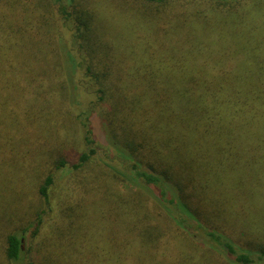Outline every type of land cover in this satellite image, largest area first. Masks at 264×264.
Here are the masks:
<instances>
[{
    "label": "trees",
    "instance_id": "16d2710c",
    "mask_svg": "<svg viewBox=\"0 0 264 264\" xmlns=\"http://www.w3.org/2000/svg\"><path fill=\"white\" fill-rule=\"evenodd\" d=\"M242 2L0 0V237L9 220L23 231L0 264L43 233L57 173L92 165L108 186L83 200L72 185L26 264L264 261L221 230L237 143L264 136V23L232 21ZM107 9L133 18L128 42ZM108 213L115 241L99 234Z\"/></svg>",
    "mask_w": 264,
    "mask_h": 264
},
{
    "label": "rangeland",
    "instance_id": "374dc122",
    "mask_svg": "<svg viewBox=\"0 0 264 264\" xmlns=\"http://www.w3.org/2000/svg\"><path fill=\"white\" fill-rule=\"evenodd\" d=\"M68 1V0H67ZM243 6L238 8L237 12L232 16V21L240 22L241 19L245 18L249 21V26L262 25L264 23V0H242ZM217 7V6H216ZM237 7V6H236ZM218 8V7H217ZM231 7L225 8V10ZM222 9V8H218ZM105 19L109 21V24H113L116 28L115 37L124 39L128 42V39L132 35V20L126 12L123 13L120 10H104ZM137 21V17H135ZM153 22L154 19H152ZM147 28H154L152 23L146 24ZM123 32H120V29ZM151 30V29H149ZM260 31H264V26L261 27ZM205 36V35H204ZM147 37V35H146ZM207 44H215L218 39H208L206 37ZM94 127L96 135L103 137V132L99 131V121H94ZM258 138L256 141L248 142L246 138L237 143L236 154L237 156L232 157L231 164L239 165L237 170L230 175V181L227 186L222 187L219 193L222 197L227 200L224 208L226 209V215L228 218L225 223L223 222L221 230L229 237L238 239L237 243L241 245L242 249L256 253L254 256L259 258L264 252V136L260 137L258 134H254ZM66 142V141H64ZM64 144V143H63ZM78 147V146H77ZM63 151L68 155L73 156L71 163H77V156L80 152H77L76 148L69 145L67 142L63 145ZM79 149V148H78ZM235 150V149H234ZM79 180V182L76 181ZM84 182V191L82 199L91 197L95 190L108 186L109 177L103 175L100 177V171L96 165H92L91 168L84 170L83 172H74L71 166H67L56 175V182L53 189L50 192V207L52 212L47 215L45 220L44 231L39 235L38 238L31 240L30 236L24 241L23 244V255L21 261L17 264H26V260L30 261V257L37 255V253L29 254L31 250L38 251L39 246L42 243L44 232L48 228V234H51L52 225H49L51 218L59 213V211L67 207L68 199L72 195V185L81 186L80 181ZM81 182V183H82ZM97 184L101 187L96 189ZM83 186V185H82ZM5 187H0V203L4 201ZM79 198H81V193ZM77 198V197H76ZM215 201V200H214ZM211 205L215 204L210 201ZM40 204V203H39ZM218 204V203H217ZM41 205L40 208H42ZM207 212V208L205 210ZM99 216V215H97ZM1 218V211H0ZM51 219V220H49ZM49 220V221H48ZM222 220V219H221ZM53 221V220H52ZM120 219L118 216L113 217L111 214H107V217L101 219L99 216L98 226L100 228L99 234L103 237L109 238L110 240H116L118 235V226ZM22 225L9 220L2 226V236L0 237V257L3 256L5 249V241L8 235L14 233L23 237V231H21ZM125 228V227H124ZM260 252V254H258ZM199 256L197 261L200 264H223V259L215 255H205L202 252H198ZM204 258L201 260V258ZM1 264H8L4 261ZM29 264V263H28ZM264 264V261L262 263Z\"/></svg>",
    "mask_w": 264,
    "mask_h": 264
},
{
    "label": "water",
    "instance_id": "95a60500",
    "mask_svg": "<svg viewBox=\"0 0 264 264\" xmlns=\"http://www.w3.org/2000/svg\"><path fill=\"white\" fill-rule=\"evenodd\" d=\"M210 1H214V2H227V1H230V0H210Z\"/></svg>",
    "mask_w": 264,
    "mask_h": 264
}]
</instances>
